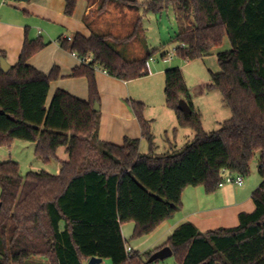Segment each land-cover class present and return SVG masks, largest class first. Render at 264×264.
Segmentation results:
<instances>
[{"label": "trees", "instance_id": "1", "mask_svg": "<svg viewBox=\"0 0 264 264\" xmlns=\"http://www.w3.org/2000/svg\"><path fill=\"white\" fill-rule=\"evenodd\" d=\"M79 0H65V14L73 16ZM120 7L162 12L173 7L180 20L174 37L176 54L186 60L214 53L225 36L229 50L218 51L220 71L212 73L208 89H218L232 116L208 132L196 110L179 67L165 70L167 106L176 111L178 125L191 128L193 140L179 151L157 154L151 121L144 104L128 103L141 126L148 152L140 139L122 145L99 139L100 102L96 69L131 81L150 74L149 60L127 59L116 44L134 39L101 31L59 40L67 51L92 57L73 69L71 77H86L89 99L65 90L55 92L48 106L50 84L59 76L41 72L29 60L43 50V38H26L20 59L5 74L0 68V146L15 140L35 144L43 162L56 159L59 173L29 171L23 176L18 162H0V264H83L92 257L111 264H153L148 259L165 246L179 264H264V0H99L97 15ZM113 3V4H111ZM142 19L137 21V26ZM165 54H163V57ZM6 58L0 50V58ZM181 99L192 108L186 115ZM64 147L68 159L58 151ZM260 153L261 183L252 194L256 209L241 213L239 224L201 232L192 222L178 226L163 245L145 252H127L122 226L133 222V239L152 234L182 209L188 187L215 192L225 171L247 177L254 155Z\"/></svg>", "mask_w": 264, "mask_h": 264}, {"label": "crops", "instance_id": "2", "mask_svg": "<svg viewBox=\"0 0 264 264\" xmlns=\"http://www.w3.org/2000/svg\"><path fill=\"white\" fill-rule=\"evenodd\" d=\"M8 1L10 0H0V50L4 52L7 61L11 65L17 64L26 38L32 40L41 37L47 45L29 63L46 74H50L54 67L59 69L58 78L50 84L48 106L59 89L88 100L87 78L71 77L73 69L82 62L78 56L62 48L59 40L76 33L90 36L93 31L121 36L119 34L127 28L126 18L130 8L123 5L118 10L113 9V12L97 15L99 0H79L74 15L67 16L65 0H33L26 6L20 1L19 4L7 7L5 4ZM95 73L102 110L99 139L117 145H122L126 137L140 139V150L143 152L142 147L146 141L142 137L141 126L126 103L130 92L129 81L112 77L99 68ZM193 137L194 133L191 137L188 136L186 144ZM67 155L64 147L59 149L60 160H67ZM251 167L253 174L244 177L242 185L227 184L213 193H207L203 186L186 188L182 195V209L150 235L133 239L135 224H124L122 234L127 245L141 253L155 249L167 242L174 230L185 222H192L201 232L238 226L241 213H252L256 209L252 194L262 179L258 174V164H255V169L253 165ZM57 170L59 173L60 163ZM37 261L43 264L48 262L40 258ZM88 263L89 260L84 261V264Z\"/></svg>", "mask_w": 264, "mask_h": 264}, {"label": "rangeland", "instance_id": "3", "mask_svg": "<svg viewBox=\"0 0 264 264\" xmlns=\"http://www.w3.org/2000/svg\"><path fill=\"white\" fill-rule=\"evenodd\" d=\"M32 1L26 0L22 3L26 6L31 4ZM147 1L149 0H138L141 4ZM113 2L114 4L111 3L113 5L109 7L108 13L113 12V9L118 10L121 5L119 1ZM19 3L21 2L10 0L5 6H14ZM176 14L173 7L158 13L154 11L144 13L143 9L131 7L129 16L126 18L127 28L119 35L125 38L135 31L134 39L116 44L117 49L127 59H139L149 51L156 50L153 60H149L148 63L150 74L129 81L130 92L126 103L130 107L128 100L131 98L144 104V117L151 121L157 154L179 151L186 144L188 136L191 137L194 133L193 129L189 127H180L176 111L167 106L165 95V70L167 68L179 67L182 70L186 84L192 94L194 106L201 115L202 124L206 131L217 130L220 122L232 116L231 110L223 102L222 93L218 89L207 88V85L212 81V73L221 70L217 60V52L231 48L228 36L224 37L222 46L215 49L213 54L193 60L183 59L176 54L175 48L177 44L174 37L179 33L181 25ZM140 17L142 22L137 26ZM163 54H165L164 57ZM99 105L101 106V97ZM130 110H132L131 107ZM100 114L102 115L101 109ZM147 150L148 144L144 142L142 151L147 152ZM259 159L260 153H256L253 162H251L253 169H255V164H258ZM4 160L18 162L23 176H26L29 171L41 170L57 174L59 168V162L56 159L49 160L46 163L38 159L35 155L34 143L19 139L15 140L10 147L0 146V162ZM252 174L251 167V172L247 177L252 176ZM104 262L110 264L107 260ZM153 264L179 263L177 256L172 254L171 257L155 261Z\"/></svg>", "mask_w": 264, "mask_h": 264}, {"label": "water", "instance_id": "4", "mask_svg": "<svg viewBox=\"0 0 264 264\" xmlns=\"http://www.w3.org/2000/svg\"><path fill=\"white\" fill-rule=\"evenodd\" d=\"M19 1H26V0H19ZM11 64L7 61L6 58L1 57L0 58V68L3 72L8 73L11 69ZM179 108L186 114L189 115L192 113V108L190 107V105L186 102V100L181 99L179 102ZM95 111H100V105L98 103L95 104L94 106ZM0 206H1V202H0ZM173 254V250L171 249V247L169 246H165L162 249L156 251L154 254H152L150 256V258L148 259L149 263H153L155 261L158 260H163L166 259L168 257H171ZM103 259L99 258V257H92L89 260L88 264H100L102 263Z\"/></svg>", "mask_w": 264, "mask_h": 264}, {"label": "built area", "instance_id": "5", "mask_svg": "<svg viewBox=\"0 0 264 264\" xmlns=\"http://www.w3.org/2000/svg\"><path fill=\"white\" fill-rule=\"evenodd\" d=\"M65 39H67L70 42L73 40V36H67V37H65ZM72 53L74 54V56H78V54L76 52H72ZM79 58H80L82 63H89L92 60V57H90V56L84 57V58L79 57ZM243 182H244V176L243 175H241V174L238 175L235 173H231L229 171H225L222 175V180L219 184V187H223L227 184L242 185ZM126 250H127V252H131L133 249L131 246L127 245ZM100 264H104V263H100Z\"/></svg>", "mask_w": 264, "mask_h": 264}]
</instances>
